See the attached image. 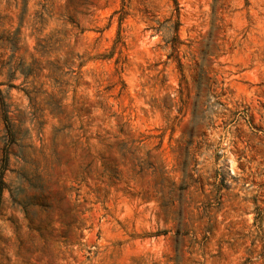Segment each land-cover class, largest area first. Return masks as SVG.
Wrapping results in <instances>:
<instances>
[{"label":"rangeland","instance_id":"rangeland-1","mask_svg":"<svg viewBox=\"0 0 264 264\" xmlns=\"http://www.w3.org/2000/svg\"><path fill=\"white\" fill-rule=\"evenodd\" d=\"M0 264H264V0H0Z\"/></svg>","mask_w":264,"mask_h":264},{"label":"trees","instance_id":"trees-1","mask_svg":"<svg viewBox=\"0 0 264 264\" xmlns=\"http://www.w3.org/2000/svg\"><path fill=\"white\" fill-rule=\"evenodd\" d=\"M177 25H178V22H176L175 24V27H174L175 31H177Z\"/></svg>","mask_w":264,"mask_h":264}]
</instances>
